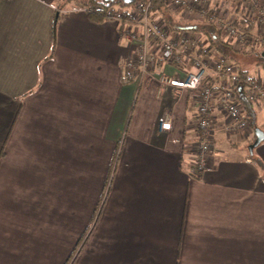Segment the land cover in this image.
<instances>
[{
	"label": "crops",
	"instance_id": "crops-1",
	"mask_svg": "<svg viewBox=\"0 0 264 264\" xmlns=\"http://www.w3.org/2000/svg\"><path fill=\"white\" fill-rule=\"evenodd\" d=\"M163 8L152 19L197 57L208 49L207 83H223L193 24L204 18ZM128 26L72 1L0 0V264H264L254 129L226 131L214 101L212 152L191 174L198 94L159 84L177 72L167 62L127 69L141 46ZM255 110L264 134V99ZM253 156L264 165V138Z\"/></svg>",
	"mask_w": 264,
	"mask_h": 264
},
{
	"label": "built area",
	"instance_id": "built-area-1",
	"mask_svg": "<svg viewBox=\"0 0 264 264\" xmlns=\"http://www.w3.org/2000/svg\"><path fill=\"white\" fill-rule=\"evenodd\" d=\"M232 5L230 9L234 13L231 20H225L223 16L216 12L211 3H219L218 0H162L165 7H177L190 12L196 10L198 16L207 20L218 29L224 30V35L230 38L239 48L245 47L248 43H260L264 45V0H224ZM132 6V7H131ZM125 10L118 6H110L105 9L108 19L121 21L126 15L124 22L132 25L137 24L139 31L132 30L131 27L122 29L121 37L134 41L139 40L141 46L137 49L134 59L126 63V68H139L146 74L150 68L158 64V61L175 63L178 67L174 75H161L160 83H166L168 87H173L179 91H191L198 94V111L196 118L197 142L191 174L198 175L208 163V157L212 152V142L210 141L211 117L210 110L214 101L218 110L223 112L230 121V126L226 131L242 130L247 126L238 96L250 104H257L264 99V76L261 72H256L255 80L249 83L241 82L234 64L224 57L218 58L212 63V71L215 75L223 76L224 82L220 85H203L204 80L209 78L206 71V61L208 49H202V57L194 54L196 48L188 45L187 38H182L178 42L168 37L167 32L161 22L150 16V3L148 1H137L128 6ZM127 8V7H126ZM80 10L91 11V7H81ZM195 12V11H194ZM236 12V13H235ZM246 27L247 30L242 29ZM253 31V32H252ZM141 34V38H139ZM152 40L155 52L149 50L146 53L147 42ZM177 44H181L177 47ZM168 120V121H167ZM170 127L169 118L165 117L160 124L162 131H167Z\"/></svg>",
	"mask_w": 264,
	"mask_h": 264
},
{
	"label": "trees",
	"instance_id": "trees-1",
	"mask_svg": "<svg viewBox=\"0 0 264 264\" xmlns=\"http://www.w3.org/2000/svg\"><path fill=\"white\" fill-rule=\"evenodd\" d=\"M70 1L79 4L81 7L90 6L91 11H85V13L89 17V19L94 22H101L103 20L108 19V17H106V14H105V9H107L110 6H118L120 8H125V7L132 5L133 3L137 1H148L150 3V9H153V8L156 10L164 9L162 0H135L132 4H129V5L123 4L120 1H114L110 3V2H105L103 0H63V4L64 3L66 4L67 2H70ZM125 17L126 15H123L120 22H124ZM160 19L162 20V23L160 24H162L164 28L168 30L174 28V25L167 23V21L161 16H160ZM120 24L122 25L123 23H120ZM197 27L198 25H196V28ZM214 28L215 27L211 24H208V25L204 24V27L201 29L204 31L205 46L207 45L208 48H212V52L215 53L217 57L222 56L227 61L233 62L234 65L236 66L238 77L242 83L243 82L249 83L255 80L256 72L253 71V68L250 69L248 65H249V62H254L255 63L253 64L254 67H257L258 69L261 68L264 71V60L260 58L258 51L255 50L258 46L257 47L250 46L247 43L244 47L246 48L245 50L247 51H242V49L239 48L236 44L231 43V42H226V41L224 42L222 39H219L218 35L221 33H219L220 31H216ZM242 29L247 30L246 27H243ZM196 31H200V28L196 29ZM199 35L202 36V33H199ZM196 45H198V47H202V44H200L199 40H197ZM261 51H264L263 47L262 49L259 50V52ZM196 52L197 51H194L195 56L196 54H198ZM199 53L201 54V51H199ZM211 54L212 53L211 52L209 53L208 51V55H211ZM169 65H171L173 68H180L177 66V64L172 63V62H170ZM259 72H260V69H259ZM208 79L209 78L204 80L203 85L209 84L207 83ZM238 98L240 100V105L242 106L245 118L247 120V123H246L247 126H250L253 129L257 128L255 108L258 107L259 102L257 104H250L244 101L241 95L238 96ZM254 139H255V136L253 135L251 143L254 141ZM253 150L254 148L252 149L251 152H249L248 150L249 156L251 158V161L258 167L260 173L262 174V178L264 179V165L258 158L253 156ZM116 156H117V153L114 154V158ZM105 190L103 192L104 195L101 196L102 199L100 201V204H102L103 199L105 198ZM100 207L101 205H99L97 211L95 210V213H93V215L96 214V218L98 216Z\"/></svg>",
	"mask_w": 264,
	"mask_h": 264
},
{
	"label": "rangeland",
	"instance_id": "rangeland-1",
	"mask_svg": "<svg viewBox=\"0 0 264 264\" xmlns=\"http://www.w3.org/2000/svg\"><path fill=\"white\" fill-rule=\"evenodd\" d=\"M218 1H220L219 3H214V4H212V6L214 7V9H216V12H218L219 14H220V16L222 15L223 16V18L225 19V20H231L232 18H231V16L234 14L233 12H232V10L230 9V7L232 6V5H230V4H228L229 6H224L223 5V3H225L224 2V0H218ZM221 9H223V11L221 10ZM229 9V10H228ZM185 12V16H190L189 14H191V13H193V14H196V13H198V12H194V11H190V12H187V11H184ZM227 12V13H226ZM236 13V12H235ZM227 14V15H226ZM198 15V14H197ZM106 21H110V22H114V23H116V24H118L119 22L117 21V20H114V19H106ZM204 22H206V23H193V24H196V25H198V28H200V32H202V37H203V35H204V31L203 30H201L203 27H204V24H210V23H208L207 22V20L206 19H204ZM160 24V23H159ZM184 24H187V23H184ZM192 24V23H191ZM212 25V24H211ZM216 31H220L219 33H221V34H219L218 35V37H219V39H222L224 42L226 41V42H230V38H227V37H225V35H224V30L223 29H218L217 27H215L214 28ZM253 32V31H252ZM204 40H205V38H204ZM231 43H233L232 41H231ZM147 49H146V53H149V50H151L152 52H155V50H157L158 48H154V45L155 44H153V42H152V40H149L148 42H147ZM250 45V44H249ZM204 46H205V44H204ZM238 46V45H237ZM250 46H258L255 50L256 51H258V53H259V50L260 49H262V47L264 48V45H262V44H258V43H254V44H252V45H250ZM205 47H207V45L205 46ZM242 49V51H247V50H245L246 48H241ZM259 49V50H258ZM136 54V53H135ZM208 57V56H207ZM220 57H222V56H220ZM210 58H211V62L213 61H215L218 57H217V55H215V57L214 56H210ZM230 62V61H229ZM232 64H234L233 62H231ZM246 64H247V62H246ZM253 64H255L254 62H249V68L250 69H252L253 68V71L254 72H258L259 71V69H260V72L262 73L263 72V69H261V68H257V67H254L253 66ZM206 69V68H205ZM150 70V69H149ZM144 75H147V74H144ZM262 76H264V74H262ZM158 80H159V84L162 86V87H168L167 86V84L166 83H164V84H162V83H160V79L158 78ZM172 89H173V93H179V90H177V89H174L173 87H171ZM177 91V92H176ZM182 91H184V90H182ZM180 94V93H179ZM166 117H170L171 118V115L169 114L168 116H166ZM169 118V119H170ZM168 121V120H167ZM105 190V189H104ZM101 197H100V200L98 201V205H97V208H96V211H97V209H98V206L99 205H102V204H100V201H101ZM95 213V212H94ZM94 216H96V214H94ZM94 221H95V219H94ZM94 221H93V223H94ZM70 260H71V257H70V259H69V261H68V263L70 262Z\"/></svg>",
	"mask_w": 264,
	"mask_h": 264
},
{
	"label": "water",
	"instance_id": "water-1",
	"mask_svg": "<svg viewBox=\"0 0 264 264\" xmlns=\"http://www.w3.org/2000/svg\"><path fill=\"white\" fill-rule=\"evenodd\" d=\"M105 2H114V1H120L123 4L129 5L132 4L135 0H103ZM260 58L264 60V51L259 52ZM254 141L248 146L249 152L252 151L253 148L257 147L259 143L263 140L264 134L259 128L254 129Z\"/></svg>",
	"mask_w": 264,
	"mask_h": 264
}]
</instances>
